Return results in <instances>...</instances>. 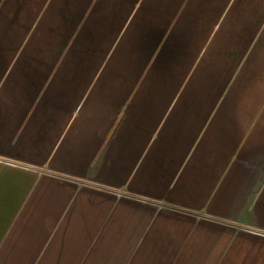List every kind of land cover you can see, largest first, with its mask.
Instances as JSON below:
<instances>
[{
  "label": "crops",
  "instance_id": "obj_1",
  "mask_svg": "<svg viewBox=\"0 0 264 264\" xmlns=\"http://www.w3.org/2000/svg\"><path fill=\"white\" fill-rule=\"evenodd\" d=\"M0 167L39 264L115 202L264 235V0H0Z\"/></svg>",
  "mask_w": 264,
  "mask_h": 264
},
{
  "label": "rangeland",
  "instance_id": "obj_2",
  "mask_svg": "<svg viewBox=\"0 0 264 264\" xmlns=\"http://www.w3.org/2000/svg\"><path fill=\"white\" fill-rule=\"evenodd\" d=\"M28 185L29 179L24 174L0 167V264H39L43 255H37L39 246L32 244L33 238H29L32 237L28 235L30 226L24 230L19 240L17 237L21 224H17L18 216L15 218V214ZM117 208L118 215L114 214ZM130 210L129 205H117L116 202L112 205L105 204L103 224L97 230L96 236L87 238L86 249L83 244L76 246L71 243L65 246L63 238L50 236L43 238L42 251L51 250L53 246L55 251L65 249L67 264H255V260L264 262V235L228 229L226 234L220 233L219 236L213 237L220 247L218 246V252L209 254L205 244L207 237L200 239V243L193 236L199 221L177 213L167 214V221H155L159 216L158 208L148 216L137 213L134 219H131ZM212 229L211 227L210 230ZM251 250L257 252L253 263L242 262L245 253L249 255L248 251Z\"/></svg>",
  "mask_w": 264,
  "mask_h": 264
}]
</instances>
